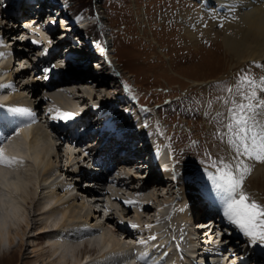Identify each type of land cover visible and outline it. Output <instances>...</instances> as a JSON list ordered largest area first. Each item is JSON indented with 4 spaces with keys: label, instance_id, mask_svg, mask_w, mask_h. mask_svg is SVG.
<instances>
[{
    "label": "rangeland",
    "instance_id": "obj_1",
    "mask_svg": "<svg viewBox=\"0 0 264 264\" xmlns=\"http://www.w3.org/2000/svg\"><path fill=\"white\" fill-rule=\"evenodd\" d=\"M34 1L36 0H29V1L25 0L23 3H21V0H13V2H10V0H6L4 9H2L1 11L3 14L0 15V39L4 40V41L3 40L0 41V57L2 58L5 56L3 58L5 64L10 63V66L14 67L12 70L10 69V71H8V73L6 74V78L7 76H9L8 78H10L12 80V83H14L16 86V88L12 90L10 95L7 94L8 97H10L11 95L12 97H14V101H15L14 104L16 105L23 104V107L26 109L29 106H32L33 104L32 101L29 102L27 100L28 91L24 89L22 85L23 84L27 85V83L28 85H36L37 82L40 84L43 83L41 82V80L38 79V77L35 80L34 76L36 77V75L34 74H32L34 76H32L33 78L31 79H28L26 77V75L30 73V69H28L26 72L22 74H18L17 77L15 76L16 78L13 76L14 72L17 70L15 66L17 67L19 65L17 64V62L20 61L19 60L21 59L20 57H23L25 55H26V61L28 63H31L34 60V64H36V67H38V62L41 61V59L39 58L41 57L38 58L33 56L32 60H29L28 58L32 54H27L28 52H26L25 55L22 54L23 50H20L18 46L22 44L21 46H23L24 48L23 42L17 41L16 39L17 37H22V35L27 33V35L33 41H35V39H37L38 37L35 36L33 32L39 31L43 36L49 35L48 38H45V42H44L47 43L48 45L44 46L43 45L44 43L40 44V46L35 48L36 50L35 53L30 47V52L34 53L35 55L42 56L43 54L48 52L49 49L50 50L49 57L51 59L50 62L52 63V66H54L55 64L57 65H55L54 67H52L51 64L49 67L44 63L43 64L45 66L43 64L42 65L44 67H47L48 69H51L50 71L52 70L54 71L55 69H57V67H64V69H61L62 71L61 74H59L60 78L67 79L68 81L71 82H67V84L69 83L68 85H63L69 87L67 88V90H62L60 93L66 95L68 99L72 100L71 95H68L67 92H72V91L77 92V90L81 86H83L80 84L81 77L87 75L85 70L82 69L81 67H85L86 69H88V72L90 71L89 73H93L96 76H98L100 81L105 79V82L107 83L104 87H99L100 92L95 87H91L89 86V84L87 85L89 89L92 91V93H94L91 99L87 98L88 105L90 103L95 104L97 101L99 103L107 101L109 106L107 107L106 103L105 105H102L101 108H104L103 110L104 113L101 115V117L104 118L100 120V122L96 123L97 119L94 120L92 118L93 117L92 115H94L95 113L94 106L88 109L86 108L87 105L84 102L81 105V109H88V111L90 110V112L88 113V115L85 114L83 116L82 123L79 127L76 125L77 126L76 129H78V132H80V129L86 127L88 124H91L90 127H93L96 124L93 130L95 131L99 125L104 124L110 117L113 118L118 117L116 120L114 119L112 125L118 126L122 124V122L124 121L128 122L130 120L129 118L130 116L124 114L125 112L124 109L119 106L120 98L112 97L111 94L114 91L115 92L117 91L116 89L118 86L121 90L120 92H122V90L125 91L124 89L125 88L124 85H125L130 88L131 92H134L138 97H140L144 103L146 102L145 107L143 108L138 107V108L141 110V112L148 113L149 122L151 123L152 127L154 128V126L156 125L160 131H162L163 133L165 132L164 134L165 137H161L160 135H158L160 142L155 143L156 147L157 148L160 147V145L162 144V139H163V144L166 146L168 143L169 145L171 143L172 144L174 143V145L176 144V149L178 151L176 157L180 168L184 165H187L189 166L190 169L193 165H195L193 168L194 172H196L198 175L206 174L204 171L200 169L201 168L200 162L203 163L202 160L207 161L209 158L213 157V160L211 161L214 162L213 166L215 169L210 168L206 172L208 173V175L211 174L214 175L216 174L217 169L220 167L219 162L221 160L225 162L233 161L235 151L234 148L229 144V141L236 139V133L239 131L240 127H243V125H238L236 121L243 119L245 114L248 113L247 107L241 109L240 104L244 103L245 105H247L251 103L253 105V98H255L256 96L259 98V96H261L264 93V82L260 80V77H264V60H260V59H258L259 61L248 60L247 62H243L242 64H236L235 62H233L235 63L233 64L231 63L229 56L225 55V52L221 46L222 42L220 39L217 38L207 39L201 37L200 38L201 41L199 40V42L193 43L191 41V38H189L185 32H182V28L180 26L181 23L178 19L179 16L178 13L180 10L200 8L201 4L199 3L198 0H68L69 3L68 5L66 4L61 5V9L63 11H66L70 16L72 17L76 15L82 16V19H79L76 22V25L74 26V28H76L77 26V31H79L78 35L81 30L86 29L87 34L91 35L95 39H98L99 41L101 40L105 41V43L108 44L109 46L108 57L112 61V63L116 65V67L118 66V70H119L117 76V85L111 79L108 80L109 78L105 76V73L100 74L99 71H96L99 70L97 66L98 62H94L93 58L89 60L88 57H90L91 55H89V52L87 50L79 51L78 49L72 51L73 53L75 51H78L88 56L87 57L88 61L86 60L87 63L85 62L83 65H79V66L75 65L70 60H68L67 62L68 64L67 63L65 64L66 61L64 60H66L67 58H65L64 60H60L61 57H63L62 56L63 52L66 49H68L67 45L71 43V41L70 38L67 37L64 38L63 37L64 35L61 36L62 35L60 31L61 28L59 25H57L58 20L61 22L59 18V10H57L58 6L51 0H41V2H34ZM43 6L49 9V12L46 13V15L44 13V15H42L44 17H40L42 23L36 24L35 27L33 23H37L36 21H32L31 24L30 21L27 20L33 19L38 15L41 16V14L43 13H39V14L37 13L36 15V12H38V10L41 9V7ZM52 10H54L55 12ZM16 13L18 14L16 15ZM96 20L97 23H94ZM51 21H54L55 25H52ZM61 24L64 25L65 23L63 24V22H61ZM10 27H12V29L14 30L8 33L7 35L5 33L3 34V32L9 30ZM53 28H55L56 30ZM102 38H105V40H103ZM68 39L69 42H65ZM50 44L54 45V47L51 46ZM71 45H73V43ZM51 49H55L54 50L55 52H51ZM170 65L171 68L179 76L172 75L173 72L170 71L168 68ZM29 66H31V64ZM23 67L25 66L23 65ZM38 68L40 69V71L42 70L41 66ZM38 73L39 70L37 71V75ZM245 73L256 80L255 85H251L249 83L241 84L240 77ZM192 80L200 81L202 83L200 85L193 84ZM262 86L263 88H261ZM37 87H39V85H37ZM40 88H43V85L40 86L39 89ZM228 89H232V90L228 91ZM253 92H255L256 94L253 95ZM17 93H22L25 96V97L23 96L25 98L23 99V102L20 101V99H17L16 96ZM209 94H210V102L209 105L207 106L206 102ZM35 97L34 99H31L36 103L34 110L39 111V116H41V118L45 120L43 111L45 112L46 110L45 108L47 106H44L43 108V105H51V102L43 99L44 103H41L39 101L40 103L38 104L36 100H39L40 97L39 98L37 97L35 98ZM67 112H69V110H67ZM215 114L216 116H214ZM228 118L231 120L230 124H232L233 126L232 133L228 131L226 126V122ZM92 120L94 122H91ZM46 121L47 120H45V122ZM88 121L90 122L88 123ZM40 125L41 126L38 125V127H41L43 134L46 136V138H48L51 145H53L51 154L49 156H46L44 160L45 163L51 160L52 161L51 163L55 165L54 168L55 174L53 171H52L53 173L51 172L52 177L50 180L53 182V184L62 181V183L64 182L63 184L69 187L68 192L70 195L68 194L66 198H69V196H73V195L74 198L78 197V199L73 202V207L74 209H76L79 219L80 220L82 219L84 221L87 220L86 215L90 212L88 209L80 210L81 203L83 200H85L87 206L89 205V208H92L91 209L92 211L95 212V209L97 210V208H100L99 210L101 211V212L98 211V213L94 215L95 216L94 218L90 217L89 220H87L86 224L88 223L87 225L89 227L90 226L102 227L100 230L101 234L106 233L108 235H113L115 238L120 240L122 244H127L130 246H143L144 248L146 247L145 253L150 250L149 248H153L154 247L153 242L151 241L150 238L149 239L145 238L146 236L143 235V232H139L138 234L140 237L136 239L133 238L125 239L123 235L121 236V233H118L114 230L112 224H109L104 220V214L102 213L103 211L101 210L102 208L101 206L102 203L100 202L102 201L101 199L104 197L108 199L109 196L113 199L114 197L112 194H114L115 193L114 191L118 188L117 194L120 196V198H118V200H114V202L117 201V203H119L120 205V208L118 209V204L116 202L115 203L111 202V198H109V201L112 204L111 206L115 204L113 206L114 207L113 210L117 211L118 213H121V204L123 203V201L128 200L124 198V195H122L121 192L123 191L122 188L119 185L115 187L116 184L108 185L111 188H107L106 186L103 187L104 184L106 183L104 180V176L106 174L105 172L101 171L99 172V174L102 175V178L100 179V184L101 183L103 184L100 185L101 189L105 188L108 190L105 192L104 197L99 198L100 201H98V199L96 200V198L99 196L98 194H100L98 193V191L88 195L89 196L88 198L84 194L82 195L80 190L83 192V190L84 191L86 190V187L88 189L91 188L87 185V183L90 182L89 181L90 179L84 177V175H87L86 173L80 175L82 178L79 177L80 180L78 184H80L82 188L75 187L74 183L77 182L75 179L72 180V177H75L76 174L74 175L75 172L73 173L72 171L73 169L75 170V168L78 169L80 167H82L83 169V165L81 163H84V161H86L87 159H85L84 154L81 153L79 155L78 153L79 149L73 148L72 145L69 144L66 145L63 143L64 146L60 147L59 142H56L55 140L51 139L50 136L45 132V129H43V125L42 124ZM140 128L141 129L135 131L140 132L142 129H144V124H142ZM130 129L133 128L130 126ZM135 131L129 130V132H135ZM188 131L190 132L189 135H187L188 133L186 134V132ZM155 134L157 133H154V135ZM87 135H89V132ZM132 141L134 140L132 139ZM114 143L115 142H113V144ZM193 144L194 146L191 147V145ZM134 145L136 146V151H138L139 149L140 152L142 153L143 150L140 149V147L142 146H140L139 142H135ZM152 145L153 142H147V147L151 148ZM125 146L128 148L127 145ZM202 146H204V149H202ZM65 149H67L68 151L70 150L74 151L73 152L75 153L74 157L78 156L77 158L79 160L73 159L71 161L72 163L68 164L67 166L66 163L68 162V159L65 156H62L64 155L63 150ZM114 153H115L114 147H111L110 152L102 157V161L105 160L110 161V157ZM193 157H196V161H197L196 163L193 162ZM120 161L121 162L118 163L119 164L118 167H121L123 163L122 162L123 160ZM66 167L67 168L69 167V169H67ZM32 168L33 166L31 164L22 163L21 171L24 173V175H27V173L32 174L30 170ZM153 169L149 173V176H146V180L148 178L151 179L154 176L158 177V172L156 171V168L154 167ZM128 170L130 171H126V172H128L132 177H134V180H136V182H139L141 180V176L145 174V170L142 169H133V167L131 168L128 167ZM86 171L89 172L88 170ZM188 172L189 171H187V173ZM31 176L35 177L34 182L30 185L31 188L33 189V194H32L33 197L35 192L34 188H36V183H37V188L39 189L35 194V200L31 201L28 199L30 203L28 202L27 199H18L22 207V212L25 218L24 219L25 229L24 231L20 230L19 233L11 234V245H18L19 243L22 242L24 243L23 253L21 255L22 257H20V259H18L15 264L23 263V260L26 259L25 258L26 256L31 255L33 250L40 247L41 244L39 245V243H41L42 241H43V245L47 244L43 238L42 240L36 237V233L38 232V229L34 224L37 220H39V217L34 216L36 212L33 204L39 199V197L44 198V196L48 195V193L46 192L47 190L42 191L41 193V190L45 187V182L43 181L44 178L43 171L39 170L35 172L34 175L32 174ZM160 176L162 177V175ZM186 180L189 181V182L187 181L186 185L188 184L191 185V186L189 185L190 187L186 191L189 193V197L191 198L192 197L191 187L195 183H193V181H190L188 178H184L183 182H185ZM160 183H163V179L160 181ZM169 185H166L165 183L162 184V186H164L165 188H168L167 186ZM243 187L244 190L247 191L249 194H251V196L254 199L259 201L260 203H264V175L258 174L256 176L253 175V173L251 172L250 175H247ZM152 188L154 187L152 186ZM101 191L102 190H100V192ZM175 191L176 193L173 194L177 196L179 195L178 197L181 198V194L177 192V189ZM124 192L126 193L125 190ZM57 193H59V197L61 198L64 197L65 195L64 189L61 188L57 190ZM174 195L167 194V189H166V194H163V196L161 197L156 196L159 199L154 204V206L160 207L163 203L164 204L166 203L170 204V202L172 203L174 201L173 199ZM180 200L177 203H175L176 206L174 205L175 206L174 208L176 210L179 209L178 210L179 212L182 210V214H183L186 213V211H188L187 206L191 201L185 202ZM41 201L46 202V199H41ZM55 202L57 201H54L53 203ZM181 206L183 207L181 208ZM156 207H154V209L152 208V210L150 209L151 210L150 212L152 214L153 212H155V214L160 212L159 210H157ZM135 211H139V208L137 206H132V212ZM122 214L125 215V213ZM150 216L151 215L149 213L147 215V218H149ZM78 217L75 219H78ZM124 218L127 221L133 220V218L131 217V213L130 215L129 214L126 215V217ZM147 218L145 220H147ZM183 218L184 216L179 218L180 225L177 222L179 226L176 225L177 224L176 223L175 226L172 228L171 232L168 230L169 226L167 225V222L162 226V222L161 224L159 223L160 219L154 222L148 221L149 223L148 222L145 223L151 225L152 228L157 229V231H155L156 234L155 237H163V240L165 241L164 243L165 245L169 244L173 240H176L177 238V241L179 243V248L182 251V247L185 244L184 241H182V237L183 234H185V237L187 236L186 231H187V227H189V222L187 223V221H182ZM39 221L41 222L42 220ZM195 221L196 223H198V221L201 222L200 219L199 220L197 219ZM158 223L159 226H157ZM177 231H179V233H177L178 235L176 237L175 233ZM203 232L197 238L193 237L196 243L203 244V242L207 238L209 239V237L210 238L212 237L211 234H208V229H206V231ZM206 234L209 237H206L205 236ZM188 237H186V240H189L187 239ZM234 238L235 237L232 238L233 241H235ZM141 239H144L146 243H140V242L135 243L140 241ZM224 240L225 238H222V241ZM240 240L238 239L235 242H238ZM242 242L243 241L241 240L240 243ZM188 243L186 244L188 247H191L193 245V243L192 244L191 243L188 244ZM159 245L160 244H158L157 246ZM223 245H226V248H224V250L222 248L223 252L229 249L228 250L229 253L232 248L231 245L229 246L225 243H223ZM259 245L261 244L259 243ZM172 249L168 250L167 253H169V251H172ZM241 250H243V248L239 249L238 247L236 253L235 251L234 253L230 252L229 254L225 255L226 257L221 256L219 257V259L221 260L222 263L225 264L233 263L236 259L237 252ZM108 256H111V253ZM182 258L184 260V255H182ZM192 259H194L195 261V258ZM202 259L201 260L198 259L197 263L195 264H202L203 263ZM211 260L213 259L211 258ZM35 261H36L35 258H31V262H32L31 264H40V263L42 264V262L40 261L39 262H35Z\"/></svg>",
    "mask_w": 264,
    "mask_h": 264
},
{
    "label": "bare ground",
    "instance_id": "obj_2",
    "mask_svg": "<svg viewBox=\"0 0 264 264\" xmlns=\"http://www.w3.org/2000/svg\"><path fill=\"white\" fill-rule=\"evenodd\" d=\"M24 1L25 0H21V3H23ZM26 1H29V0H26ZM198 1L201 4L200 8L180 10L178 13L179 15L178 19L181 23L180 26L182 28V32H185L186 35L189 38H191V41L193 43L199 42L201 37L207 38V39L208 38L220 39L222 42L221 46L225 52V55L229 56L231 63L235 62L236 64H242L243 62H247L248 60L249 61L258 60V59L264 60V0H198ZM34 2H41V0H36ZM5 3H6V0H2L3 7L1 8L0 12L2 11V9H4ZM48 12H49V9L43 6L41 7V9L38 10V12H36V15L37 13L38 14L43 13L41 14V16L38 15L39 18L38 16H36L35 18L29 19L27 21H30L31 24H32V21H36L37 23H33L34 26L36 27V24L42 23V21L40 20V17H44L42 15H44V13L46 15V13ZM17 14L18 13H16V15ZM53 22L54 21H51V24L55 25V23ZM57 25L60 26L59 23ZM74 29L77 30V26ZM13 30L14 29L10 27V29L4 31L3 34L5 33L7 35ZM35 32H33V34L38 37L37 39H35V41H39L40 43H32L33 40L27 35V33L22 35V37H24V39L22 40L23 45H24V48L22 49L23 50L22 54L25 55L26 52H28L27 54H32L29 58L27 57L29 60H32L33 56L38 57V58L41 57L39 58L41 59V61L38 62V67L41 66L42 70L40 71V69L36 67V64H34V60L31 63H29V65L31 64V66H29V69L34 68L35 70L33 72H34V75L36 76H37V71L39 70L38 75H40L44 80L42 81L41 79L39 78L38 79L41 80V82H43L44 84L43 83L40 84L38 82L36 83V85H28V83L27 85L23 84L22 87H24V89L28 91L27 100L29 102L32 101L33 103V100L31 99H34L35 96L40 95L41 103H44L43 99L51 102V105H43V108L44 106H47L45 108L46 109L45 112L43 111L45 120H47L49 123L56 122V121L61 122V126L62 124L65 125L64 123H67V124L72 123L75 133H80L78 132V129L76 128L77 126L79 127L81 125L83 116L85 114L88 115V113L90 112V110L85 111L87 109H81V105L84 102L88 103L87 98L91 99V97H93L94 95V93H92V91L89 89L87 85L89 84V86L95 87L100 92L99 87H104L107 83L105 82V79L100 81L98 76H96L93 73H89L90 71L88 72V69H86L85 67H81L87 73V75H85L84 77H81L80 79L81 80L80 84L83 86H81L80 88L77 87L79 88L78 89L79 92L78 90L77 92H73V91L67 92L68 95H71L72 100L68 99L66 95H63L62 93H60L61 91L58 90L59 87L66 88V86H63V85H68L69 83L67 84V82H71V81H68L67 79L60 78L59 74H61L62 72L61 69H64V67H57V69H55L54 71L52 70V71L45 72L44 69L47 68V67H44L45 65H48L49 67L51 64L52 66V63L50 62L51 59L49 57L50 50L48 49V52H46L42 56H38L34 54L36 52L35 48L40 46V44L44 43L45 38H48L49 35L43 36L39 31H35ZM73 36L76 37L75 34H73ZM63 37L72 39V37L69 35H66ZM18 38L19 37H17V41H20L18 40ZM67 41H69V39L66 40L65 42ZM72 43L73 45H71ZM43 45L47 46L48 44L44 43ZM51 46L54 47V45H51ZM67 46L68 48L70 46L76 47V44L74 42H71ZM30 47L32 48L34 53L30 52ZM54 50L55 49H51V52H55ZM73 50H77V49L73 48ZM74 54H76L75 57L77 59L74 60L72 58L73 63L74 62L81 63L79 65H83L85 62L87 63L88 61L87 59L89 58L90 60L95 55L93 52L92 55L88 57L87 55L80 53L78 51H75ZM4 57L0 59V71H2L1 73H5L6 71L8 72L10 71V69L12 70L14 68L10 66V63L5 64L4 59H3ZM23 57L24 59H26V55ZM64 59L65 58L62 57L60 60H64ZM68 60H70L69 56L67 57L66 60H64L66 61L65 64L68 62ZM168 68L170 71L173 72L172 73L173 76H179L171 68V65ZM17 70L16 72L18 75V74H22L26 72L28 69L25 66V67H22L21 69L17 68ZM51 72L56 73L59 77V82L57 83V85L53 84L49 80ZM192 81H193L192 82L193 84H197V85H200L202 83L196 80H192ZM0 82H1L0 85H9L7 88L0 87L1 91L4 88L6 89L9 88L8 93L12 92L13 88H11V85L14 83L10 85V82H8V79H6V74L3 76H0ZM37 85H39V87L43 85V88L39 89ZM261 88H263V86ZM6 89L4 93H7L8 90ZM49 92H52V93H49ZM7 94L0 93V99L3 100V102L6 105H12V104L16 105L14 104L15 102L14 97H12V95L8 97ZM16 96H17V99H20V101L22 102H23V99H25L24 98L25 96L22 93H17ZM15 100H16V97H15ZM261 102H264V93L261 96H259V98L257 96L253 98V106H254L253 111L257 110L255 108V105ZM17 106L23 107V104H20ZM49 109H53V112L56 109H59L63 112H67V110H69L70 113H75V116L73 117V119L68 120V121L52 120L50 118L52 113L49 112ZM48 115H49V118H48ZM1 117L2 115L0 113V118ZM103 118L100 116V118L96 120L97 121L96 123L100 122V120H102ZM14 120L15 119H9V121H13V122ZM89 122L90 121H88V123ZM91 122H94V121L92 120ZM90 126L91 124H88L86 127H84V129L83 128L80 129V131L83 130L86 132L85 134L80 135L79 138L77 137L74 140H72L71 138L67 139V141L71 143L69 145H72L73 148L79 149L78 150L79 155L82 153L84 154V156H87L85 155V153L88 154L91 149L92 151H94L92 147L91 148L85 147V149L84 148L82 149L79 147V145H86V143L88 144V146L93 145V140H92L93 138H91V136L92 137L94 136V133H96L97 129L93 131L94 126L93 127H90ZM249 127H251V124H249ZM260 128H261V125H257L254 128V131L259 133ZM139 129L141 128L140 127L137 128V130ZM129 130L135 131L134 128L129 129ZM88 132H89V135H87ZM135 134H136V131L131 133V135L133 136ZM113 139L114 137L111 138L112 144L114 142ZM132 139H129L124 144H122L123 149L126 148L125 145H127L128 148H130L131 146H134L133 144L134 141H132ZM147 142H151V141H147ZM147 142L146 144H143L142 147H140V149L143 150L142 153L140 152L139 149L138 151L135 152L136 153L134 154L135 156H137L138 154L137 158L136 157L126 158V155L129 154L128 151L126 152V155L124 154V156L121 157L120 149L122 150V147L118 148V150L113 155H111L110 159L112 160L110 161V164H108L107 162L106 165L108 166L105 167L106 170L108 169L107 171H109V173L111 172V170H113V172H111V174L109 175L108 183L112 185L113 184L119 185L123 190L121 191L122 195L126 194L124 195V198L128 199L126 201H129V200L134 201V203L131 205L125 204L123 201L122 203L123 205L121 204V213H118L117 211L113 210V208L108 207L107 208L108 212L104 214V220L107 223L112 224V227L114 228L116 232L122 233V235L124 234L125 239H132V238L136 239L140 237L138 234L139 232H143V235L146 236L145 238H148V239L153 236L155 237L156 235L155 231H157V229L152 228V227H146V225L148 224L145 222H148V221L154 222L157 219H160L159 223L161 224L162 222V226L163 224L167 222V225L169 226L168 230L171 232L172 228L175 226L177 222L180 225V219H179L180 217L184 216L182 221H187V223L189 222L188 221L189 220V206L192 205L194 202L196 203L197 202L196 200L202 199V195L200 197L199 195H196V198H192L193 197L192 192L193 193L195 192L196 194H198L196 187L194 186L196 184L192 185L193 187V188L191 187L192 197L191 198L189 197V193L186 191L191 185L190 184L186 185L188 180L183 182L184 178H180L179 181L176 182L173 180L175 178L172 176L170 180L167 179L166 185L167 184L168 185L170 184V185L167 186L168 188H165L164 186H162L163 183H160L159 181L160 178L158 179V177L156 176H154L151 179L148 178L147 180L146 178L141 177V180L139 182H136V180H134V177H132L128 172H126V169L128 167L134 166L135 164L134 162H137V160H139L138 163L140 162L139 156L141 154L143 155V152H146L147 150L150 149V147H147ZM63 143L65 142H62V141L59 142V146L60 147L64 146ZM52 149H53V145H51L48 138H46V136L43 134L41 127H38V126H36L33 130L25 129L22 127L21 130L19 131L18 137H15L14 139H12V142L9 145L5 146L4 148L5 155L8 157L18 155L20 157L27 156L29 159H31V162L27 164H31L33 166V168L30 169L33 175L35 174V172L39 170L43 171V175H44L43 181L45 182V187L41 190V193L42 191H45V190H47L46 192L48 193V195L44 196V198L39 197V199L36 202L34 201L35 203L33 204L35 207V212H36L34 216L39 217V220H42L41 222L37 220L34 223L38 229V232L36 233V237L38 239L43 238L47 244L43 245V241L39 243V245L41 244L40 247L38 246L39 248H36L35 250H33L31 255L26 256L25 257L26 259L23 260V263L21 264H31L32 263L31 258H35L36 260L35 262L40 261L42 262V264H142L141 258H138L136 254L133 255V251L137 249L139 250V252L144 251L145 253L146 247L144 248L143 246H130L127 244H122L120 240L115 238L113 235H108L106 233L101 234L100 230L102 227H99V226L89 227L87 225L88 223L86 224L87 220H89L90 217L94 218L95 217L94 215L97 214L98 211L101 212L99 210L100 208H97V210L95 209V212H94L91 210L92 208H89V205L87 206V203L85 202V200H83L81 203L80 210L88 209L90 212L86 215L87 220L84 221L82 219L81 220L79 219L78 213L76 209H74L73 207V202L76 201L78 197L74 198V195H73V196H69V198H66V196L69 194L68 192L69 187L63 184L64 182L62 183V181L57 182L56 184H53V182L50 180L52 177V173L54 172L55 174V169H54L55 165L51 163L52 162L51 160L47 163H45L44 160L46 156H49L51 154ZM156 149L158 148L156 147ZM63 151H64V155L62 156H65L68 159V162L66 163L67 166L68 164L72 163L71 161L73 159H78L77 158L78 156L74 157V154H75L73 153L74 151L70 150L71 151L70 152L67 149ZM88 155H89L88 157L90 158V153ZM172 157L174 158L173 155ZM97 159H98V156L94 160L96 161ZM122 159H124L123 163L125 165L122 163L121 167H118L119 166L118 163H120L121 162L120 160ZM242 159L247 165H249L252 168L251 172L253 173V175H256V176L258 174L264 175V163L257 161L255 159H252V158L242 157ZM22 163L24 164L23 161ZM22 163H15L12 165L0 164V264H15L16 261L20 259V257H22L21 255L23 253L24 243L22 242V243H19L18 245H11V234L19 233L20 230L24 231L25 229V224H24L25 218L22 212V207L18 199H27V200L29 199L31 201L35 200V194L37 193L39 189L37 188V183H36V188H34L35 192H34V197H33L32 196L33 189L31 188L30 185L34 182L35 177H32L31 176L32 174H29V173H27V175H24V173L21 171ZM153 168L154 166H151V170ZM67 169H69V167ZM86 170L87 169L85 170L82 169V167L78 169L75 168V170L73 169V171L71 170L73 173L75 172L74 175L76 174L75 177H72V180L75 179L77 182V183H74V186L78 188H82V186L78 184L80 180L79 177L82 178L80 175H83L84 173H86L87 175H84V177L90 179L89 180L90 182H88L87 184L91 185L92 183H95L96 186L95 187L91 186L90 189L86 187L85 191L83 190L82 192L80 190V192L82 193V195L84 194L88 198L89 197L88 195H90L91 193L93 194V192L95 193L98 191V193L100 194H98L99 196L96 198V200L98 199V201H100L99 198L104 197V193L98 190L99 188H101L99 184H100V179L102 178V175L101 174L93 175L91 177L90 172H87ZM120 170L124 172H121ZM101 171L105 172L106 174V171L104 169H101L100 172ZM114 172L117 175H113ZM165 172L166 174L168 173V171H165ZM106 178H108L107 174L104 176V180H106ZM152 186L154 188H152ZM60 188L64 189V192H65V195L62 198L59 197V193H57V190ZM117 189L114 191L115 193L112 194L114 197L113 198L114 200H118V198H120V196L117 194L118 193ZM166 189H167V194H171V195H174L176 193L175 190L177 189V192L181 194V198L178 197L179 195L178 196L174 195L173 196L174 201L172 203L171 202L170 204L166 203L167 205L163 203L160 207L157 208V210H159L161 213L159 212L155 214V212H153L152 214L150 211L152 210V208L154 209V207H156L154 206V204L159 199L156 196L161 197L163 196V194H166ZM124 190L126 191V193H124ZM208 192L217 198L214 188L209 186ZM109 198L111 197L109 196ZM41 199H46V202H42ZM179 200L185 201V202L191 201L189 202V205L187 206L188 211H186V213L182 214V210H181L180 211L181 214H180V212L178 211L179 209L176 210L174 208L176 206L175 203H177ZM54 201H57V202L53 203ZM132 206H137L139 208V211L132 212ZM178 206H179V203H178ZM182 207L183 206H181V208ZM122 213H125V215H123ZM130 213H131V217L133 218V220L131 221L125 220L124 217H126V215L128 214L130 215ZM147 213L148 214L150 213L151 215L149 218H147V215H148ZM77 217L78 219H75ZM146 218L147 220H145ZM178 223L176 225H178ZM198 223H207V222L198 221ZM133 224L138 225L139 227H136V228L131 227V225ZM157 226H159V224H157ZM71 227H76V228L70 229ZM209 228H210V225L206 229H209ZM188 229L189 227H187L186 237H188L189 235V237L187 238L189 240H186V242L195 243V240L191 236L190 231H188ZM82 231H87L88 234L83 236ZM177 233H179V231L175 233L176 237L178 235ZM212 233L213 231L208 232V234H211V235ZM205 236L209 237L207 236V234ZM241 236L242 237L238 239L239 240L241 239L243 242H245L246 241L245 238L247 236H244L243 234ZM232 238L233 237L229 238L230 239L229 242L227 241L228 238H225V241L229 243L227 245L229 246L231 245L232 247V248L230 247L231 248L230 252L234 253L235 251L236 253V250H238V248H236L237 246L234 244L236 240L233 241ZM184 239L186 238L182 237V241H184ZM86 240H89V242H86ZM140 241H144V239H141ZM140 241L135 242V243H139ZM151 241L153 242L154 247L149 248L150 250L145 253V254L150 255V252H151L153 254L149 258L150 264H189V263L195 264L197 263V261L196 260L194 261V259H192V257H189L188 254H183L185 252L183 250L182 251L180 250L177 238L176 240L171 241L167 245L164 244L165 241L163 240V237H155V239H151ZM158 244H160L159 245L160 248H158L157 246ZM193 246L195 245H192L190 249L192 251H196V249H194ZM213 248L215 252L217 251L218 255L221 254L222 256H225L226 254L230 253V252L228 253L229 249L223 252L224 248L220 243L216 244V246H213ZM167 249L168 250L172 249V251H169V253H167L168 251ZM199 249H202V247H200ZM156 252H157V257L155 256ZM110 253H111V256H108L110 255ZM256 254H253L251 250L243 249L237 252L236 259L232 264H264V253L258 252ZM182 255H184L185 261L183 260ZM202 260H203L202 264H225V263H222L220 259L211 260L208 254L205 255V257H203Z\"/></svg>",
    "mask_w": 264,
    "mask_h": 264
},
{
    "label": "snow or ice",
    "instance_id": "obj_3",
    "mask_svg": "<svg viewBox=\"0 0 264 264\" xmlns=\"http://www.w3.org/2000/svg\"><path fill=\"white\" fill-rule=\"evenodd\" d=\"M32 43L40 42L32 41ZM50 70L48 68L44 69L45 72ZM240 79L241 84H256V80L246 73ZM260 80L264 82V77H260ZM8 86L0 85V87ZM231 90L228 89V91ZM255 94L253 92V95ZM240 107L241 109L247 107L248 113L245 114L243 119L236 121L238 125H243V127H240V130L236 133V139L229 141L235 151L233 161L225 162L221 160L216 174L210 175V179L213 182L216 196L227 221L238 228L244 236L249 237L253 244L257 242L264 244V203H260L244 190V181L247 175L251 174L252 168L241 159L242 157L252 158L264 163V102L255 105L256 111H253L254 106L251 103L247 105L241 103ZM10 111L31 115L30 110L26 108L17 107L10 109ZM49 112L52 113L50 116L52 120L68 121L75 116V113L63 112L59 109L54 112L53 109H49ZM249 124H251V127H249ZM257 125H261L259 133L254 131ZM227 128L231 132L233 129L232 124H228ZM15 163H22V161L17 157L6 156L4 150L0 148V164L12 165ZM124 203L131 205L134 201L129 200L124 201ZM131 227L136 228L139 226L133 224ZM146 227H151V225H146ZM150 239H155V237H150ZM140 243H146V241H140Z\"/></svg>",
    "mask_w": 264,
    "mask_h": 264
},
{
    "label": "trees",
    "instance_id": "obj_4",
    "mask_svg": "<svg viewBox=\"0 0 264 264\" xmlns=\"http://www.w3.org/2000/svg\"><path fill=\"white\" fill-rule=\"evenodd\" d=\"M76 32H77V30H76ZM67 42H69V41H67ZM95 70V69H94Z\"/></svg>",
    "mask_w": 264,
    "mask_h": 264
}]
</instances>
